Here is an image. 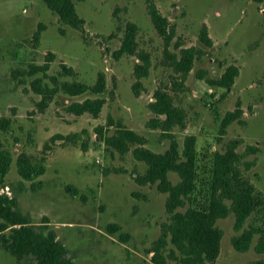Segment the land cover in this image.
<instances>
[{
    "label": "rangeland",
    "instance_id": "rangeland-1",
    "mask_svg": "<svg viewBox=\"0 0 264 264\" xmlns=\"http://www.w3.org/2000/svg\"><path fill=\"white\" fill-rule=\"evenodd\" d=\"M73 1L85 20L84 31L62 23L44 0H0V153L12 159L0 194L14 198L16 210L39 231L54 230L75 264H155L154 248L162 225L170 219L168 195L157 185L136 182L147 165L134 158V145L121 155L107 148L97 129L113 134L119 122L146 137L151 150H168L170 140L148 126L154 117L149 103L158 87L171 88L172 77L177 76L174 61L166 54L146 0ZM154 1L176 33L169 52L180 57L182 49L193 47L201 53L175 93L187 111V126L172 131L181 151L186 136L196 138L194 204L202 207L209 198L216 152L238 140L240 153L247 146L258 147L257 153L244 156L241 165L255 184L257 202L245 227L264 226V1ZM130 22L138 26V52L150 60L148 75L141 79L134 73L136 64L142 63L137 54L116 55ZM204 26L211 46L200 38ZM47 62V72L32 69ZM63 64L75 73H63ZM230 65L240 70L232 87L208 83L220 79ZM101 72L107 79L101 94L71 97L59 90L46 98L44 106L43 94L33 88L36 80L44 94L64 81L92 86ZM136 82H140L137 90ZM96 97L106 99L98 118L68 111L73 102ZM239 103L242 117L221 135L222 120ZM58 134L74 137L59 140ZM21 157L32 166H43V173L20 174ZM169 179L177 184L179 176L171 171ZM114 224L119 227L115 232L109 230ZM217 224L224 236L216 264L264 261V253L255 250L258 236L246 252L233 248L232 238L241 233L233 213ZM173 248L169 244L162 251L167 264H181L172 257ZM0 264H36V260L19 259L0 245Z\"/></svg>",
    "mask_w": 264,
    "mask_h": 264
},
{
    "label": "trees",
    "instance_id": "trees-1",
    "mask_svg": "<svg viewBox=\"0 0 264 264\" xmlns=\"http://www.w3.org/2000/svg\"><path fill=\"white\" fill-rule=\"evenodd\" d=\"M263 2L264 0H254ZM50 10L55 12L62 23L77 30L84 31L85 20L77 12L73 0H44ZM148 13L157 33L165 41V51L173 59V68L177 76L172 77V86H160L154 93V101L149 103V109L154 117L148 122L151 129H160L162 136L170 140L169 149L164 153H158L146 147L148 139L137 132L125 127L122 123H116V130L113 134L105 135L103 128L97 129L100 140H103L107 148L116 151L121 155L133 148V156L136 160L147 165L145 174L137 176L136 182L141 185H157L160 192L166 193V211L170 215L167 223L162 225L161 237L156 242L153 261L155 264H167L162 251L171 244L172 257L178 259L181 264H216L221 252V244L224 236L223 230L218 226V220L224 219L231 213L235 216V228L241 233L231 240L233 248L238 252H246L250 249L254 239L258 236L255 250L257 253H264V226L249 225L245 227L248 220L256 212V187L242 169V161L246 154H255L257 146H247L245 153H240L238 147L240 141L236 140L229 144L224 151L216 152L213 162V176L209 198L202 207L196 206V138L186 136L182 151L176 136L172 133L174 128L184 130L187 126V111L177 103L176 90L182 88L193 69L195 60L200 57L197 48H185L181 50V56L171 54L168 48L175 37L174 28L157 7L154 0H146ZM64 32V31H63ZM138 26L135 23H128L122 39L121 47L116 55L137 54L141 64L135 66V77L141 79L148 75L150 60L147 55L138 52L136 40ZM38 38V36H37ZM201 40L211 46L213 41L209 37L207 26H204L200 34ZM51 60H49L50 62ZM49 62L44 66L34 65L32 69L47 72ZM63 73L73 75L75 72L63 64ZM35 71L33 73H35ZM240 70L236 65H230L225 73L218 80H209L211 85H218L222 88L233 86ZM55 85L58 82L55 77L51 78ZM140 82H136L134 89H138ZM40 80H36L33 88L37 93L43 94L44 105L46 98H51L59 90L64 94L74 97L85 93L101 94L106 91L107 79L105 73L98 75L97 82L90 86L77 80L64 81L60 87L50 92H40ZM106 99L103 97L86 98L82 102H73L68 111L74 115L81 116L89 114L98 118L101 114ZM240 103L233 112H228L222 120L220 134L227 132L229 125L243 115ZM112 118L109 125L114 124ZM72 136L58 134L56 139L67 140ZM11 157L8 154L0 153V185L4 183L5 177L10 170ZM250 165L246 166V169ZM20 174L43 173V166L35 167L29 164L28 160L21 157L18 162ZM173 171L179 176L177 184L169 179V173ZM184 208L185 210H181ZM14 226L16 228L10 229ZM117 225L109 226V230L115 232ZM0 245L22 259L33 257L36 264H75L67 257L65 246L57 239L54 230L39 231L16 210V201L6 194H0ZM180 256H177L176 252ZM245 264H264L263 260H256Z\"/></svg>",
    "mask_w": 264,
    "mask_h": 264
}]
</instances>
